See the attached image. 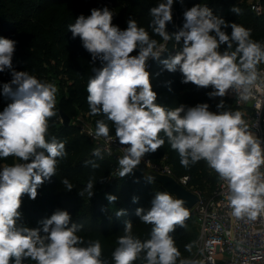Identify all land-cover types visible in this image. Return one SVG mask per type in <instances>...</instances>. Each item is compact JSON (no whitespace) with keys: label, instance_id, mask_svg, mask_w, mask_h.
<instances>
[{"label":"clouds","instance_id":"1","mask_svg":"<svg viewBox=\"0 0 264 264\" xmlns=\"http://www.w3.org/2000/svg\"><path fill=\"white\" fill-rule=\"evenodd\" d=\"M173 3L165 0L149 10V26L155 34L164 41H182L180 50L163 60V45L151 39L144 27L129 19L127 28L121 30L113 25L114 15L107 7L93 8L90 15L81 14L69 25L72 37H79L92 61L102 63V67L93 68L95 74L87 84L90 113L111 121L116 139L125 146L118 161L121 178L132 173L146 154L164 145L163 133L184 168L203 160L226 182L233 216L255 221L264 216V142L250 131L240 111L217 114L207 103L174 109L156 103L147 62L157 60L169 72L179 70L184 84L211 87L210 98L225 97L231 90L246 101L258 80V65L264 63V43L253 40L251 31L236 23L227 34L222 28L229 27L228 23L201 5L185 10L182 28L170 35L166 25L173 20ZM230 10L241 13L237 6ZM16 43L0 37V72L12 69ZM221 45L226 49L221 51ZM135 50L138 54L132 55ZM11 76V82L3 84V95L12 102L0 112V158L14 157L22 162L0 168V264H24L28 259L36 264H105L99 241L80 246L84 241L77 232L82 225L72 223L66 210L58 209L43 220L42 229L17 223L23 195L36 199L38 188L56 175L58 158L66 151L64 142L47 139L49 119L57 115V87L27 71L12 70ZM217 107L223 108V101ZM109 133L108 123L97 120L95 136L110 139ZM94 155L102 159L100 149ZM91 166L99 167L95 162ZM62 184L69 191L73 188L67 178ZM92 189L93 180L89 179L85 189L89 196ZM106 199L112 203L117 197L109 194ZM125 214L120 209L116 216ZM135 215L152 225L149 238L142 241L135 237L132 222L125 221V234L112 253L114 264H134L142 253L146 264H177L181 253L170 233L177 226L186 227L190 211L185 201L157 192L150 209L137 208ZM185 248L191 251L192 245ZM179 264L200 262L179 259Z\"/></svg>","mask_w":264,"mask_h":264},{"label":"trees","instance_id":"2","mask_svg":"<svg viewBox=\"0 0 264 264\" xmlns=\"http://www.w3.org/2000/svg\"><path fill=\"white\" fill-rule=\"evenodd\" d=\"M70 1L82 2L76 5L72 12H67V3ZM85 0H0V37L16 41V48L12 58V69H6L9 74L12 70L27 71L38 80L52 83L57 87L56 116L49 119L47 139L55 137L65 143L66 155L58 158L56 175L50 180H45L38 188L35 200L27 194L22 197V205L19 209L21 216L18 224L29 228L42 229V221L50 218L56 210H66L72 217V223L82 225L77 232L84 244L89 241H99L101 244V259L105 264H114L112 253L119 246L118 239L123 236L125 221L132 222V234L143 240L149 238L152 225L145 224L135 215L137 208L150 209L151 201L157 192H167L158 182H149L148 178L138 171L121 178L114 175V163L101 153L102 159L94 155L97 149L93 143L83 134L77 120H83L96 129V121L104 119L110 128V136H115V128L105 116L91 115L87 103V84L94 76L93 68L102 67L100 60L92 61L91 54L87 52L79 37L75 39L68 30L69 25L74 24L76 18L84 15ZM118 10V16L113 17V25L121 30L127 28V21L133 19L138 27H144L151 39L157 40L163 45L165 51L161 54V60L174 56L182 45L173 39L164 41L155 34L149 26L152 17L149 10L165 0H108ZM98 3L97 1H93ZM84 5V6H83ZM201 5L210 8L214 15L223 18L229 27L222 28L227 34H231L232 23H236L251 31V38L264 43V14L256 16L250 11L247 0H174L172 7L173 20L166 25L167 32L171 35L178 32L184 23L183 13L193 6ZM237 6L241 9L239 15L230 9ZM113 10V11H114ZM221 45V51L226 49ZM235 47V45H234ZM135 50L132 55H137ZM148 71L152 90L157 93L156 103L174 109L180 105L194 107L197 104L207 103L209 110L214 113L221 112L215 98H210L208 93L211 87L199 88L192 83H182L183 76L176 72L167 71L163 64L157 60H149ZM12 79L0 80V88L3 84L10 83ZM14 87V86H13ZM1 96L3 92L0 93ZM10 99V97H7ZM63 113L70 119L67 126L62 125L59 114ZM165 139L164 145L155 153L147 156L152 164L167 165L173 177L178 181L183 177L189 179L187 190L210 194L215 188L219 177L205 161H199L189 168L180 164L178 152L173 150ZM90 162L86 164L85 162ZM22 161L14 157L0 158V168L10 166ZM91 162L99 167L93 169ZM67 178L73 188L71 191L62 184ZM89 179L93 180V195L89 196L85 191ZM83 193V195H80ZM114 195L117 200L109 203L107 195ZM136 197L137 202H133ZM173 197V196H172ZM125 210L124 216L117 217L116 213ZM196 224H194V220ZM186 227L177 226L173 233L176 246L181 256L179 259H192L195 252V241L198 234L197 220L190 211V217L185 221ZM41 234L43 235L42 231ZM191 244V251L185 246ZM11 264V262H10ZM24 264H36L31 259ZM134 264H146L141 258Z\"/></svg>","mask_w":264,"mask_h":264},{"label":"built area","instance_id":"3","mask_svg":"<svg viewBox=\"0 0 264 264\" xmlns=\"http://www.w3.org/2000/svg\"><path fill=\"white\" fill-rule=\"evenodd\" d=\"M85 1L110 4L108 0ZM247 3L256 16L264 14V0H247ZM258 72V80L248 100L240 99L230 90L225 97H217L216 103L223 101L221 111H240L250 131L264 142V63L258 65ZM77 124L80 133L113 161V173L118 176V161L124 155L125 146L120 145L115 136H110V139L96 137V129L83 120L78 119ZM146 168L173 177L167 165L152 164L147 154L133 171L140 172ZM188 181L187 177L178 180L184 187ZM194 193L198 195V202L192 213L197 220L198 234L192 260L200 264H264V216H258L255 221L233 216L228 203L227 184L220 179L210 194Z\"/></svg>","mask_w":264,"mask_h":264},{"label":"water","instance_id":"4","mask_svg":"<svg viewBox=\"0 0 264 264\" xmlns=\"http://www.w3.org/2000/svg\"><path fill=\"white\" fill-rule=\"evenodd\" d=\"M62 125L67 126L70 119L63 113L59 114ZM146 178L153 177V181L161 184L174 199L179 198L185 201V207L191 211L198 202V195L187 190L174 177L162 175L153 169H143L140 171Z\"/></svg>","mask_w":264,"mask_h":264},{"label":"rangeland","instance_id":"5","mask_svg":"<svg viewBox=\"0 0 264 264\" xmlns=\"http://www.w3.org/2000/svg\"><path fill=\"white\" fill-rule=\"evenodd\" d=\"M78 4H82V2H75V1L68 2L67 5H66L67 6V10L66 11L67 12H72L74 9L77 8L76 5H78ZM83 4L85 5V6L83 5L84 8L87 9L86 12L84 13L85 16L90 15L91 9H93V8L103 9L104 7H107L109 10H111L113 12V15L115 17V22H116V20H117L116 17L118 16V10L117 9L114 10L115 7H114V5L111 2H110V4H107V3H101V2L94 3L93 1H84ZM3 78H10V79H12L11 74H9L6 69H5L4 72H0V80H2ZM2 92H3V89L0 88V93H2ZM9 103H11L10 102V99H8L7 97H4V96H1L0 95V112H2L4 110V108ZM191 212H192V210H191ZM192 219H193V217H192ZM194 224H196V221L195 220H194Z\"/></svg>","mask_w":264,"mask_h":264}]
</instances>
